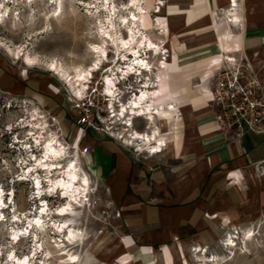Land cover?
<instances>
[{
  "label": "rangeland",
  "instance_id": "1",
  "mask_svg": "<svg viewBox=\"0 0 264 264\" xmlns=\"http://www.w3.org/2000/svg\"><path fill=\"white\" fill-rule=\"evenodd\" d=\"M33 1L36 3L32 5V0H0V264H72L67 253L78 257L74 264H137L123 248L119 213L113 207L104 186L93 178L82 158L83 150L88 148V141L98 142L103 139H111L141 158L150 156L146 153L140 154L138 150L137 154L136 148H126L123 141L115 137L121 127H114L109 121V97L105 91L106 72L115 68L116 54L114 46H105L103 43L101 28H107L108 16H113L114 20L117 16L127 15L129 11L124 7L130 5L131 0H60L61 18H57L59 14H56L55 18L54 11L58 6L52 3L53 0ZM164 1L166 5L159 15L168 18L167 35L153 27L156 14L153 13L152 4L149 2L146 7L150 14L142 21L145 32L165 47L168 52L166 56H174V65L161 73L163 85H170V90L177 94L190 83L193 86L200 84L210 87L217 65L213 67L206 84L199 78H193L195 74L202 73L198 64L195 65L201 61H195L193 64L189 58L190 51L186 50L185 38L190 41L191 37L190 26L186 25V9L180 5L181 7L175 8L174 15H168L169 6L174 8L175 5L182 4V0L180 3ZM114 8L117 16L112 14ZM114 22L119 25V18ZM163 26L165 27L166 23ZM204 31H207L206 27ZM123 32L125 36L128 35V30L124 29ZM212 32L215 36L216 31L213 29ZM209 36L211 37V34H203L197 36L198 38L192 36L193 44H199L201 39H207ZM94 46L101 50L108 46L106 57L101 50H94ZM9 49L13 52L10 53ZM163 53L162 58L165 55V52ZM27 54L37 57L42 64L36 67L26 66L24 56ZM19 56L20 60L17 59ZM148 56L155 66L158 59L150 54ZM99 60L100 68L93 72L82 98L97 90L100 104L108 112L102 117L103 124L99 130L86 129L76 124L77 113L71 101V98L81 97L73 93L65 80L49 72L46 64L55 61L65 70L75 73L76 67L88 69ZM169 60L172 61V58ZM144 78L135 75L128 78V81H120L119 92L124 102L140 91ZM150 78L156 80L154 76ZM14 80L21 84V93H14L9 89L7 83ZM144 80H148V76ZM178 95L181 97V94ZM35 108H38L49 125L53 126L52 132L68 149L70 148L68 153L71 157L81 147L79 165L89 175L91 187L83 194L82 204L72 201L75 211L65 217L71 220L72 226L74 225L72 228L76 231V236H79V246L69 245V229L66 228L65 232L61 233L58 227H55V224L62 225L66 220L55 215L57 209L67 203L68 197L62 196L60 190L55 194L46 193L43 195L45 199L40 200L32 181H27V163H32L31 152L27 150V118ZM145 126L144 119L137 117L134 120V128ZM109 134H113V138H110ZM74 137L77 139L76 146L71 145ZM32 142L34 141H31L30 145H34L33 154L42 155V148H36ZM43 175L45 176V173ZM48 185L44 182L45 190H48ZM246 191L247 201L241 210L242 218L224 227L216 243L203 247L208 250L209 255L225 258L222 264H264L263 169L260 170V177L251 181ZM44 202L48 204L51 217L53 216L47 221L49 228H46V232L38 227L31 228L28 222V217L34 218L42 210ZM249 230L252 231L250 240L245 236ZM230 237H233L236 243L232 250L226 246V240ZM191 250L184 252L180 259L172 264H184L185 259L190 264H201ZM123 257H130V262L120 259ZM18 259L21 262H18Z\"/></svg>",
  "mask_w": 264,
  "mask_h": 264
},
{
  "label": "crops",
  "instance_id": "2",
  "mask_svg": "<svg viewBox=\"0 0 264 264\" xmlns=\"http://www.w3.org/2000/svg\"><path fill=\"white\" fill-rule=\"evenodd\" d=\"M148 2L169 32L167 16L159 15L165 1ZM238 4L240 22L235 23L226 16L234 9L230 0H182L169 6L168 15L180 5L186 9L191 37L185 38V46L193 64L201 61L195 65L203 74L193 78L203 84L213 67L228 58L246 59L264 84V0H238ZM203 34L211 37L193 44L192 36ZM7 85L14 93L22 92L17 80ZM208 91L206 85L190 83L179 91L180 97L170 85H163L155 104H174L176 109L164 111L152 125V130H160L155 143L162 152L139 151L150 155L141 158L111 139L86 143L90 150L82 158L119 213L123 248L137 264H172L194 247L216 243L224 227L242 218L247 187L264 170V135L227 142L216 127ZM144 121V128L133 131L152 135V126ZM120 259L130 262V257Z\"/></svg>",
  "mask_w": 264,
  "mask_h": 264
},
{
  "label": "bare ground",
  "instance_id": "3",
  "mask_svg": "<svg viewBox=\"0 0 264 264\" xmlns=\"http://www.w3.org/2000/svg\"><path fill=\"white\" fill-rule=\"evenodd\" d=\"M59 1L60 0L52 1L53 4L58 6L54 11L55 18L56 14H59L60 10H62L61 5H59ZM148 1L150 0H131L130 5L124 7L126 11H129L127 15L117 16L116 8H114L112 11L114 13L112 14L119 18V25L114 22L117 18H114L113 20V16L111 18L108 16V26L106 29L101 28V32L103 34V43L105 46L106 44L114 46L116 54L115 68L106 72L107 76L105 78V91L109 97V114H111L109 121L112 122L111 125L114 127H121L119 130L116 129L119 133L116 134L115 137L123 141V145L125 146L127 145L129 147L136 148V150L140 152L150 151V153L155 154L162 152V149L155 143L156 138L160 136V130L158 128H154L152 130L153 126L156 125L154 124L156 117L164 111L169 109L174 111L176 109L174 104H169L167 106L163 105L162 107L155 104V101L163 95V76L161 73L174 64V56H166L168 52L165 51V47H162L161 43L155 42L143 28V18L150 14V11L146 7ZM31 3L33 5L36 2L32 0ZM238 5V0H230V8L233 6L234 9L233 11L232 9H229L226 14V16H228V20L231 19L230 21H234V23L235 21L237 22L240 17L236 14L237 8H239ZM239 10L240 9H238V11ZM61 16L62 13H60L57 18H61ZM153 27L158 31H161L163 35L168 34L166 28L163 26V21L159 18L154 21ZM124 29L128 30V35L126 36L123 32ZM94 50L101 49L94 46ZM9 51L10 53L13 52L11 49H9ZM100 52L106 57L108 46ZM163 52H165L164 58H162L164 54ZM149 54L158 59L155 66L153 62L149 60L151 58L148 56ZM169 58H172V61L169 60ZM17 59L20 60V56ZM24 63L28 67H36L42 64L37 57H33V55L31 56V54L24 56ZM100 65L101 61L99 60L88 69L76 67L74 69L75 73H70L55 61L47 63L46 67L49 72H53L56 76L65 80L73 93L77 97L82 98L85 91L88 89L87 85L93 72L98 70ZM135 75L141 79L148 76V80H144V78L141 81L142 85H140V91L129 101L124 102L120 97L122 94L119 92V84H121L120 81H128V78ZM150 76H154V79L156 80H152ZM137 117L146 119L150 126L154 124L151 127V130L153 131L152 135L141 134L133 131L134 120ZM52 127L53 126L49 125L46 117L42 116V113L38 108H35V110L27 118V128L29 132L27 134V150L29 153L31 152L32 157V163H27V181H32L34 190L37 191L36 194L40 200L45 199L43 196L44 194H55L60 190L62 192V196L66 198L68 197L67 203L58 208L55 215L56 217L64 219L69 216L68 214L74 213L75 211L72 201L79 204L83 203V194L88 192L90 189L91 180L86 171L82 170L79 165V161H81V147H79L77 153L71 157L68 153L70 148L68 149L65 143H62L56 134L52 132ZM31 141H34L32 143H35L36 148H42V155L37 156L33 154L34 145H30ZM75 143L76 138L74 137L71 145L73 144L76 146ZM85 156H87V154ZM43 173H45V176ZM44 182L49 184L48 190H45ZM1 200H3V198H1ZM44 203L45 204L42 207V210L37 213V216L34 218L28 217V222L31 228L38 227L46 232V228H49L47 221H50L52 213L50 212L48 204L46 202ZM57 222H59V220ZM73 226L71 225V220L68 219L64 220L62 225L55 224V227H58L57 229H59L58 231L61 233H64L66 228L69 229L67 230V241L69 245L76 246L78 244L77 242L80 241H77L79 236H76V231L72 228ZM245 236L248 240H250L252 237V231H247ZM226 246L227 249L230 250L236 246L233 237L226 240ZM194 248L195 249H192L191 251L194 253L193 255L197 261L201 264H222L225 261V258H220L216 255H209L208 250H204V248ZM49 254L51 255V253ZM67 254L66 255L70 258L71 263L74 264L78 257L71 253ZM18 262H21V260L18 259ZM184 264L190 263L187 259H185Z\"/></svg>",
  "mask_w": 264,
  "mask_h": 264
},
{
  "label": "built area",
  "instance_id": "4",
  "mask_svg": "<svg viewBox=\"0 0 264 264\" xmlns=\"http://www.w3.org/2000/svg\"><path fill=\"white\" fill-rule=\"evenodd\" d=\"M217 67L208 94L219 132L229 143H241L250 134L264 135V84L252 65L243 58H230ZM97 93L95 90L87 97L71 98L77 125L99 130L103 124L102 117L108 111ZM89 150L84 149L82 154Z\"/></svg>",
  "mask_w": 264,
  "mask_h": 264
}]
</instances>
